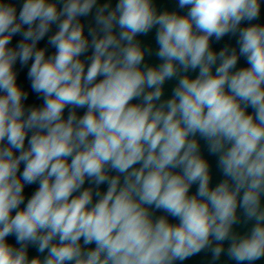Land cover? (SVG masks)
I'll use <instances>...</instances> for the list:
<instances>
[{"label": "clouds", "instance_id": "1", "mask_svg": "<svg viewBox=\"0 0 264 264\" xmlns=\"http://www.w3.org/2000/svg\"><path fill=\"white\" fill-rule=\"evenodd\" d=\"M178 3L186 14L153 0H24L19 12L0 0V264H175L205 249L215 261L225 241L236 264L264 258V25L250 23L262 0ZM94 7L86 35L80 17ZM53 25L49 55L38 42ZM154 27L161 62L150 66L136 38ZM229 33L239 51H215L211 39ZM240 57L249 66L237 69ZM17 60L32 61L42 106H25ZM197 135L218 156L215 186ZM238 208L254 221L244 235Z\"/></svg>", "mask_w": 264, "mask_h": 264}]
</instances>
